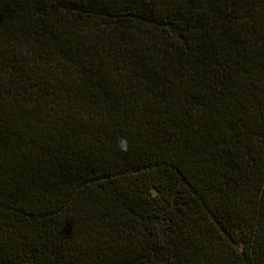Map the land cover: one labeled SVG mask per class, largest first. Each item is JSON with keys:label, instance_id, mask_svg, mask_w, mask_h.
<instances>
[{"label": "trees", "instance_id": "16d2710c", "mask_svg": "<svg viewBox=\"0 0 264 264\" xmlns=\"http://www.w3.org/2000/svg\"><path fill=\"white\" fill-rule=\"evenodd\" d=\"M0 264H264V0H0Z\"/></svg>", "mask_w": 264, "mask_h": 264}]
</instances>
